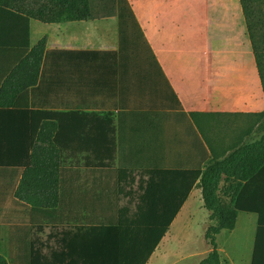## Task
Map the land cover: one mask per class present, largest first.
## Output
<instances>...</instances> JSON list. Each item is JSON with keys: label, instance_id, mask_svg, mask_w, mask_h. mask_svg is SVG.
Returning a JSON list of instances; mask_svg holds the SVG:
<instances>
[{"label": "crops", "instance_id": "obj_1", "mask_svg": "<svg viewBox=\"0 0 264 264\" xmlns=\"http://www.w3.org/2000/svg\"><path fill=\"white\" fill-rule=\"evenodd\" d=\"M129 2L145 39L139 35L122 53L117 2L109 11L92 12L87 21L31 18L27 48L24 20L0 12V89L20 60L48 37L38 82L18 99L37 132L19 130L11 126L15 118L0 116V127L10 125L0 128V137L12 142L21 136L27 144L28 138L41 136L40 145L49 148V137L60 138L51 147L61 153L56 188L23 194L44 200L40 209L17 202L24 169L13 162L21 160L20 153L0 140V223L6 216L31 222L33 241L43 247V264H103L98 258L113 242L108 229L118 223L107 218L114 213L115 178L122 182L120 166L138 171L203 168L212 157L258 138L253 115L264 111V91L241 0ZM121 61L122 95L116 88ZM32 73L26 69V82ZM163 97L170 109H162ZM195 190L200 199L197 185L177 217L185 207L191 217ZM236 201L237 224L227 232L233 237L247 228L246 264H264V167L244 183ZM225 232L217 238L222 264L224 257L236 264L227 242L218 240Z\"/></svg>", "mask_w": 264, "mask_h": 264}, {"label": "trees", "instance_id": "obj_2", "mask_svg": "<svg viewBox=\"0 0 264 264\" xmlns=\"http://www.w3.org/2000/svg\"><path fill=\"white\" fill-rule=\"evenodd\" d=\"M247 29L257 68L264 91V0H241ZM119 18L120 50L132 45L143 31L129 0H117ZM5 11L24 20L26 29V48L29 47V20L31 18L44 23H61L87 21L91 18L89 0H0V12ZM47 36H44L33 49L24 56L16 68L6 78L0 89V116L15 118L11 126L19 130L26 127L33 133L38 125H29L26 119L27 110L18 105V99L26 87L37 84L46 52ZM145 39V38H144ZM133 46V45H132ZM131 46V47H132ZM96 53V52H94ZM106 53V52H97ZM120 67V68H119ZM116 76V88L124 93V67L122 61ZM32 70V78L26 82V69ZM162 76L164 77L163 73ZM162 92V89H160ZM165 95V94H163ZM162 109H170L169 100L164 99ZM35 112L30 111V116ZM195 117L196 113H192ZM258 121V138L252 142L242 143L224 156H214L204 167L188 171L148 170L149 179L142 187L144 193L139 197L136 219H120L111 226L113 242L108 244L107 252L103 251L98 258L103 264H146L158 245L169 231L191 190L198 185L202 189L204 207L210 212L213 221L205 234L212 250L200 264H222L218 247V235L223 231L235 229L239 206L236 196L244 183L252 179L264 167V111L254 114ZM31 118V117H29ZM3 127V126H1ZM0 127V128H1ZM10 125L3 127L6 130ZM4 146L13 147L20 153L21 160L13 162L18 169H24L16 196L18 203L24 207L40 209L45 206L44 200L25 199L24 193L29 190H46L56 188L61 153L56 151L53 143L60 142L57 136L48 140L52 143L44 148L40 142L45 138L32 136L27 144L24 137L2 136ZM52 145V146H51ZM120 156V154H119ZM122 157L120 156V160ZM12 163L3 161L1 164ZM133 169L119 167L120 180L128 177ZM181 174L174 177L175 174ZM170 180V187L162 186ZM0 223V264H43L40 260L43 247L33 241L34 225L26 223L21 217L6 216Z\"/></svg>", "mask_w": 264, "mask_h": 264}, {"label": "rangeland", "instance_id": "obj_3", "mask_svg": "<svg viewBox=\"0 0 264 264\" xmlns=\"http://www.w3.org/2000/svg\"><path fill=\"white\" fill-rule=\"evenodd\" d=\"M116 2L117 0H89L91 12L94 14L111 10L112 5ZM68 156L67 154L65 158L68 159ZM149 173L148 169L142 171L133 170L130 171L127 178L118 183L115 178L114 213L112 217L107 218L108 221L111 219L114 223H117L120 219L128 220V222L136 219L140 213L137 207L138 199L144 193L142 187L148 181ZM161 185L170 187V180H166L165 184L162 183ZM197 192L195 190L189 203L192 210L191 217L187 219L185 207L175 220L172 228L166 233L149 264H200L212 250L205 234L208 226L213 224V221L210 219V212L204 207L202 196L199 199ZM36 221L40 224L42 218L38 216ZM37 227L35 226V228ZM226 232L222 235L223 237L218 239L219 242L221 244L227 242L226 249L229 255L234 257L236 264H246L249 230L247 228H239L238 231H235L233 237ZM236 242L237 246H235ZM224 260L226 261L225 264H231L228 262V258L224 257Z\"/></svg>", "mask_w": 264, "mask_h": 264}]
</instances>
